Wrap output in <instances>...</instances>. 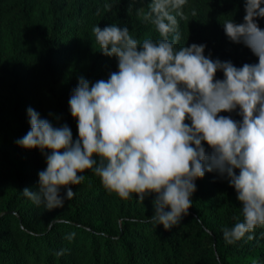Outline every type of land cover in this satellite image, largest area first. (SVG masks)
<instances>
[{
	"label": "clouds",
	"instance_id": "9594fccd",
	"mask_svg": "<svg viewBox=\"0 0 264 264\" xmlns=\"http://www.w3.org/2000/svg\"><path fill=\"white\" fill-rule=\"evenodd\" d=\"M185 4L152 0L145 20L155 26V41H139L115 23L93 27L100 52L115 57L118 70L94 83L79 78L68 101L75 140L67 124L55 127L27 109L30 129L15 143L39 149L46 162L37 189L22 191L33 203L64 207L90 169L108 194L153 197L149 222L169 230L189 214L195 181L215 172L241 206L242 220L223 230L226 242L253 240L264 228V29L257 23L264 0H245L243 22L223 23L228 39L258 58L240 67L206 56L204 44L177 48ZM218 71L223 79L215 78Z\"/></svg>",
	"mask_w": 264,
	"mask_h": 264
},
{
	"label": "trees",
	"instance_id": "16d2710c",
	"mask_svg": "<svg viewBox=\"0 0 264 264\" xmlns=\"http://www.w3.org/2000/svg\"><path fill=\"white\" fill-rule=\"evenodd\" d=\"M151 3L0 0V264H264V228L255 230L253 240L245 236L226 242L223 230L242 220L241 206L234 188L215 172L195 181L189 214L169 230L149 222L153 197L140 202L135 194L131 200L108 194L90 169L81 173V184L71 186L75 196L62 208L47 210L22 192L35 191L38 173L46 168L39 149L15 143L30 129L27 109L55 127L67 124L75 140L77 121L68 101L78 82L53 100L48 99L50 86L88 33L89 47L101 65L84 78L94 83L118 70L116 58L100 52L94 26L115 23L139 41L159 39L151 20L139 16L142 8L150 11ZM244 5L245 0H186L183 16H177V48L204 44V54L213 60H230L237 67L258 62L224 32V21L243 22ZM48 18L53 21L47 27ZM257 23L264 29V18ZM215 78L223 79V73L218 71ZM218 115L241 119L236 112ZM204 147L210 150L206 143ZM115 208L117 214L110 217L107 212Z\"/></svg>",
	"mask_w": 264,
	"mask_h": 264
},
{
	"label": "rangeland",
	"instance_id": "374dc122",
	"mask_svg": "<svg viewBox=\"0 0 264 264\" xmlns=\"http://www.w3.org/2000/svg\"><path fill=\"white\" fill-rule=\"evenodd\" d=\"M148 13L149 11L142 8L139 16L145 17ZM52 21L51 18H48L45 25L48 27ZM90 43L92 44V37L88 33L80 40L78 48L73 53V56L66 66L60 71V75L56 79V82L50 86L51 91L48 93V99L53 100L52 96L59 94L67 87H73L81 76L85 77L90 71H93L92 68L99 69L101 60L99 56L96 55V52L91 51L89 47ZM95 192L96 190L92 191L91 194H95ZM107 213L110 217H114L117 214L116 208Z\"/></svg>",
	"mask_w": 264,
	"mask_h": 264
}]
</instances>
